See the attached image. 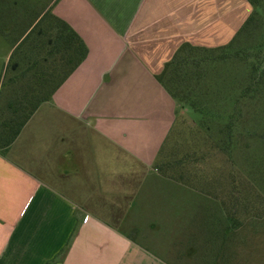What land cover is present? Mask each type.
Segmentation results:
<instances>
[{"label":"crops","instance_id":"0c3cea01","mask_svg":"<svg viewBox=\"0 0 264 264\" xmlns=\"http://www.w3.org/2000/svg\"><path fill=\"white\" fill-rule=\"evenodd\" d=\"M16 3L0 0V264H187L189 246L150 231L183 214H157L149 194L167 183L182 204L218 201L184 181V161L159 165L179 106L158 77L184 44L225 45L239 1Z\"/></svg>","mask_w":264,"mask_h":264},{"label":"rangeland","instance_id":"374dc122","mask_svg":"<svg viewBox=\"0 0 264 264\" xmlns=\"http://www.w3.org/2000/svg\"><path fill=\"white\" fill-rule=\"evenodd\" d=\"M13 1H17L12 5L16 14L25 3L38 13L54 0ZM238 1L236 23L233 18L222 19L221 42L230 44L207 53L210 59L206 57L201 66L196 98L190 100L195 105L184 113L180 111L159 161L161 166L168 161L179 166L178 160L184 161L180 164H184L181 170L188 169L184 181L194 189L210 190L218 202L209 207L190 193L189 201L184 196L182 204L181 191L174 194L177 188L170 191L164 186L174 185L167 183L149 194L158 210H169H157V214H183L179 217L180 221L184 219L183 228L168 225L166 230L158 226L150 227V231H154L151 235L155 241L162 240L161 244L175 252L188 253L189 246L192 258L187 264L200 258L203 264H264V13L239 32L253 6ZM255 55L260 57L257 69ZM1 58L0 74L5 62ZM231 115L232 120H228ZM194 119L197 126L190 124ZM163 167V171H169ZM177 176L176 171L168 175L175 180ZM156 245L151 243L158 250ZM213 250L222 251L217 259L207 258Z\"/></svg>","mask_w":264,"mask_h":264},{"label":"trees","instance_id":"16d2710c","mask_svg":"<svg viewBox=\"0 0 264 264\" xmlns=\"http://www.w3.org/2000/svg\"><path fill=\"white\" fill-rule=\"evenodd\" d=\"M252 6L253 11L250 14V16L246 19L242 27L239 29V32L244 30L246 27L250 26L253 21L260 18L259 16L264 13V0H247ZM62 28L63 31H67L73 36H76V33L74 30L69 27V25L65 22H62ZM79 47L83 48V43L78 37ZM230 44V43H229ZM228 45H223L214 49H223ZM262 46V45H261ZM262 49V48H261ZM213 49H201L191 46L190 44H184L182 45L173 59L168 62L165 65V69L163 73L158 77L159 81L167 88V90L173 95V97L177 100L178 103V109H177V116L180 115V111L184 113L187 111V108L190 107L191 104V98H196V86L200 82L202 78H200V73L202 72L201 66L203 65V62H206V56L209 51ZM256 56V55H255ZM210 58L208 57V60ZM257 59L260 61V57L256 56V58H253L254 60V68L257 65ZM262 64V63H258ZM183 65V68H182ZM257 69V67H256ZM255 69V70H256ZM184 70V75H181V72ZM195 105V104H194ZM218 114H215V117H217ZM213 118V115H212ZM233 116L231 115L228 120H232ZM183 119L184 118L183 116ZM196 119V118H195ZM194 120H190V124L192 126H197V122ZM197 120V119H196ZM195 124V125H194ZM194 128V127H192ZM209 128V127H208ZM228 137V135H227ZM223 138H226V136H223ZM224 144V148H225ZM170 164V163H169Z\"/></svg>","mask_w":264,"mask_h":264}]
</instances>
